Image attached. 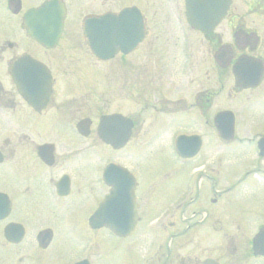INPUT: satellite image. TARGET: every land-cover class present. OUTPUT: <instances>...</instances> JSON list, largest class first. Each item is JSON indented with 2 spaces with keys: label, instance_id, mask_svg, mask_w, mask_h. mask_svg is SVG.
<instances>
[{
  "label": "flooded vegetation",
  "instance_id": "1",
  "mask_svg": "<svg viewBox=\"0 0 264 264\" xmlns=\"http://www.w3.org/2000/svg\"><path fill=\"white\" fill-rule=\"evenodd\" d=\"M215 9L202 32L185 0H0V264L264 261L248 206H264V0ZM146 125L198 136L174 150L183 184H141ZM104 196L109 226L92 225Z\"/></svg>",
  "mask_w": 264,
  "mask_h": 264
},
{
  "label": "rangeland",
  "instance_id": "2",
  "mask_svg": "<svg viewBox=\"0 0 264 264\" xmlns=\"http://www.w3.org/2000/svg\"><path fill=\"white\" fill-rule=\"evenodd\" d=\"M148 121V118H146V122ZM149 125L145 126V129L142 130H147ZM150 132H148L145 136V143H142V148L145 149L146 153L143 159V166L140 167V172H139V180L141 181V184L143 186H172L174 183H180L183 184L185 181V176L188 172V169H179L175 170L174 167L176 165V157L172 152V148L170 146L171 143V138H168L167 135L163 136V133L156 132L153 130V127L150 128ZM168 131L170 129H167ZM130 151L135 152L137 151V144L131 142L130 144ZM206 150V149H205ZM135 157H131V165L133 164V161H135ZM178 168V167H177ZM239 169V168H238ZM239 171V170H237ZM235 170L231 172H227V174L224 176L226 180H230L234 177ZM252 178L250 175L249 180ZM254 179V178H253ZM194 184H205V180L201 178L197 179L194 177L193 179ZM248 206H253L255 208V211L258 213V215L263 216L264 215V206H260L258 203L250 202ZM244 208V204H243ZM241 206L238 208H232L234 213L241 212L243 210ZM251 210V209H250ZM255 211H251V214H248V217L253 221L255 218H258L255 215ZM244 212V211H243ZM249 225L251 224L250 229L255 224V222H247ZM248 225V226H249ZM247 224H244V227H246ZM252 232V230H251ZM101 238V236H99ZM245 241V240H243ZM225 242V240H224ZM224 245V244H223ZM222 245V246H223ZM231 245H229L230 247ZM241 246L247 247V240L246 242H242ZM242 264H264L263 262H257V263H252V260L249 259L248 261L241 262Z\"/></svg>",
  "mask_w": 264,
  "mask_h": 264
},
{
  "label": "water",
  "instance_id": "3",
  "mask_svg": "<svg viewBox=\"0 0 264 264\" xmlns=\"http://www.w3.org/2000/svg\"><path fill=\"white\" fill-rule=\"evenodd\" d=\"M215 1L217 3H215ZM206 4L209 5L208 10V18L205 19V6ZM218 6V0H186V7H187V14L190 23L196 28L201 30L202 32H208L209 29L212 28L214 23H216V17H215V8ZM215 9V10H214ZM219 9V8H218ZM215 17V18H214ZM210 25L208 26L207 23ZM231 118L227 112L220 113L216 116L215 119H221V118ZM104 127L103 131L101 132V137L103 140L107 142H112L111 139V133L107 132L105 130L107 123L103 122ZM231 126V125H229ZM229 128V127H228ZM231 128V127H230ZM229 128V130H230ZM124 136H121V138ZM114 145L120 146L122 144V141H114ZM185 155H190L188 152H183ZM97 225H99V222H97ZM252 250L254 254H264V228L257 234L255 238L252 240Z\"/></svg>",
  "mask_w": 264,
  "mask_h": 264
}]
</instances>
